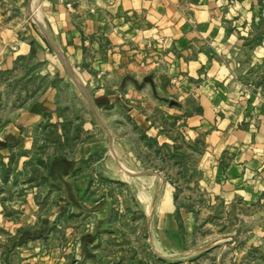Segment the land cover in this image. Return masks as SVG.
<instances>
[{"label":"crops","instance_id":"crops-1","mask_svg":"<svg viewBox=\"0 0 264 264\" xmlns=\"http://www.w3.org/2000/svg\"><path fill=\"white\" fill-rule=\"evenodd\" d=\"M118 186L148 259L264 264V0H0V264H135L107 254ZM215 209L256 212L198 240Z\"/></svg>","mask_w":264,"mask_h":264},{"label":"rangeland","instance_id":"rangeland-1","mask_svg":"<svg viewBox=\"0 0 264 264\" xmlns=\"http://www.w3.org/2000/svg\"><path fill=\"white\" fill-rule=\"evenodd\" d=\"M154 168L157 169V167ZM172 179L176 181V185L181 186L180 189L184 190L183 192H179V194H185L181 196L182 201L189 207L193 208L194 212L198 210L199 205H201L202 203L201 201H198L199 197H196L194 189L193 191H191L186 187L185 184L188 178L180 177L179 181L178 178ZM167 180L168 182H170L169 179ZM189 182L190 181H188L187 183ZM188 192H191V194L193 195L192 199L190 196L187 197L189 195L187 194ZM106 200L112 211L110 223L108 225V257L114 263L117 262L115 251L119 252L120 249H122L125 256L128 258L131 256L130 254L134 253V257L136 260L135 264H165L163 259L160 258L163 257V255L159 252H157L156 255L151 256L150 259H148L147 257V237L149 235L156 238L158 236V233L154 232L155 230L153 229V224L152 226L148 225L145 212L137 210L134 197L132 196L129 189L127 190L126 186H118V191L115 189H110L109 194H107L106 196ZM255 212L256 211L252 210L251 213L250 211H244L242 209L234 210V212H230V214L225 215L223 213V210L220 209H215L212 212H209L208 210L201 212L200 216L202 219L200 220L199 226L196 229V238L200 241H206L209 239L220 238L221 236L226 234L228 235L226 236V238L235 240L236 243H238L235 237L240 238V235L243 236L245 231L240 235H238V232L244 229L247 225L244 217L253 218ZM202 221L204 222L201 224ZM236 233L238 236L235 235ZM115 243H117V246L115 245ZM209 248L204 249L205 256L197 264H212V262L215 260V257H213V250ZM226 261L227 259L225 260L224 264L226 263Z\"/></svg>","mask_w":264,"mask_h":264},{"label":"trees","instance_id":"trees-1","mask_svg":"<svg viewBox=\"0 0 264 264\" xmlns=\"http://www.w3.org/2000/svg\"><path fill=\"white\" fill-rule=\"evenodd\" d=\"M173 159H174V158H173ZM169 181L171 182V184H175V185H176V181L173 180V179L170 178V177H169ZM176 186H177V187H176L177 189H176V193H175V196H174L175 199H177L178 194H179V193H178V192H179V190H178V185H176Z\"/></svg>","mask_w":264,"mask_h":264},{"label":"water","instance_id":"water-1","mask_svg":"<svg viewBox=\"0 0 264 264\" xmlns=\"http://www.w3.org/2000/svg\"><path fill=\"white\" fill-rule=\"evenodd\" d=\"M149 81H151V79H150V78H147V79L145 80V82H149Z\"/></svg>","mask_w":264,"mask_h":264}]
</instances>
